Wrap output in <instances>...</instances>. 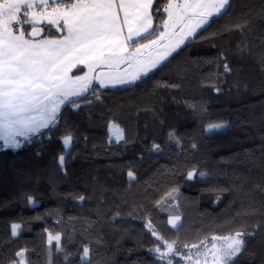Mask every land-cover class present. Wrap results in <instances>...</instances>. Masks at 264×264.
I'll list each match as a JSON object with an SVG mask.
<instances>
[{
	"label": "trees",
	"instance_id": "trees-1",
	"mask_svg": "<svg viewBox=\"0 0 264 264\" xmlns=\"http://www.w3.org/2000/svg\"><path fill=\"white\" fill-rule=\"evenodd\" d=\"M166 4L154 3L159 31ZM74 100L55 126L0 148V264L22 250L25 264H162L149 220L180 245L250 233L235 264H264V0H230L147 77ZM170 194L179 230L160 209Z\"/></svg>",
	"mask_w": 264,
	"mask_h": 264
},
{
	"label": "snow or ice",
	"instance_id": "snow-or-ice-1",
	"mask_svg": "<svg viewBox=\"0 0 264 264\" xmlns=\"http://www.w3.org/2000/svg\"><path fill=\"white\" fill-rule=\"evenodd\" d=\"M154 3L155 0H0V148H19L22 140L18 138L29 141L42 129L55 126L61 106L75 104L73 97H84L94 84L100 88L132 86L147 77L187 38L206 30L213 18L226 11L230 0H167L162 31L159 25H153L154 11L159 12ZM53 28L61 34L59 37L50 38ZM156 31L159 35L152 38ZM45 32L49 35H42ZM165 39L167 44L163 43ZM156 45L160 47L154 48ZM121 64L135 69L130 77L97 72L98 68H119ZM81 65L88 71L69 75L73 69L81 70ZM113 129L117 139L122 138L119 127L110 125V131ZM71 139L64 138L65 148ZM64 159L62 155L61 164ZM193 175L189 172L188 178ZM180 220V216H172L168 223L179 230ZM145 227L158 242L150 252L162 264H180V260L184 264H235L245 238L251 235L240 231L213 235L210 246L208 238L198 244H185V255L176 247L177 241H167L150 220ZM18 228L19 225L12 226L13 235ZM53 240L57 251H62L60 236L49 234V244ZM83 252L82 261L89 256V248L84 247ZM16 255L20 258L16 264H25L24 252ZM174 256L180 260L174 262Z\"/></svg>",
	"mask_w": 264,
	"mask_h": 264
},
{
	"label": "rangeland",
	"instance_id": "rangeland-1",
	"mask_svg": "<svg viewBox=\"0 0 264 264\" xmlns=\"http://www.w3.org/2000/svg\"><path fill=\"white\" fill-rule=\"evenodd\" d=\"M227 7V6H226ZM245 14L246 15H250V10L249 9H246L245 10ZM166 18H167V13H166ZM161 27H162V29H161V31L163 30V23H162V25H161ZM199 31V30H198ZM176 32L177 33H179V28H177L176 29ZM159 35V34H158ZM190 38V37H189ZM172 39H175V37H172ZM188 39V38H187ZM169 41H168V39H165L164 41H163V43L164 44H167ZM182 45V44H181ZM180 45V46H181ZM155 47V46H154ZM178 49V48H177ZM176 49V50H177ZM145 53H147V51H145ZM121 73V72H120ZM77 104V103H76ZM74 105V104H73ZM64 105H62V107H63ZM62 107H61V109H62ZM75 107V106H74ZM110 125H116V126H118L119 127V129L121 130V132H122V137H123V130H122V128L118 125V124H116V123H114L113 121H110V122H108V129H109V140H111V141H118L119 139H117V137L114 135V129L113 130H111L110 131ZM51 127H53V126H50V128ZM42 130H46V129H42ZM41 130V131H42ZM40 131V132H41ZM18 139H21L22 140V143L24 142L23 141V138H18ZM121 139V138H120ZM0 143L2 144V141H0ZM61 163V162H60ZM70 204V202H69V200H67L66 198H63V197H61L59 200H58V202H57V204H56V210L59 212V213H61L62 211H64L65 210V208L67 207V205H69ZM160 209L163 211V212H165L167 215H168V217H167V222H168V220H169V218L170 217H172V216H179L178 215V213H177V199H176V195L175 194H170V195H168L167 197L165 196V198L163 199V201H162V203H161V205H160ZM179 223H180V221H179ZM169 224V223H168ZM18 225V224H17ZM170 225V224H169ZM171 226V225H170ZM172 227V226H171ZM232 234H234V233H232ZM215 235H217V234H215ZM226 235H230V234H225V235H217V236H226ZM213 236V235H212ZM212 236H209V237H206V238H208V241H209V246H210V243H211V237ZM205 238H203V239H201V240H204ZM167 241H169V242H171V241H174L173 239H166ZM201 240H199V241H197V242H194V243H190V244H188V245H191V244H198ZM184 243L182 244V245H180V244H178L177 243V245H176V247L178 248V249H181L182 250V252H183V254H185V255H187V253H188V249H185L184 248ZM163 250V249H162ZM23 251V250H22ZM195 250H193V252H194ZM20 259V258H19ZM19 259H18V261H19ZM173 260H174V262L176 261V260H180V257L179 256H174L173 257ZM18 261H16V262H18ZM180 264H184V261L183 260H180Z\"/></svg>",
	"mask_w": 264,
	"mask_h": 264
},
{
	"label": "crops",
	"instance_id": "crops-1",
	"mask_svg": "<svg viewBox=\"0 0 264 264\" xmlns=\"http://www.w3.org/2000/svg\"><path fill=\"white\" fill-rule=\"evenodd\" d=\"M25 27L27 28V30H29V31L31 30L29 26H25ZM51 31H54L56 33V36L50 35V38H52V37H59L61 35L59 32H56V30L54 28L51 29ZM42 35H48V33L45 32V33H42ZM159 47H160V45H156L154 48L158 49ZM147 55H148V52L147 53H144V56H147ZM79 68L82 70V72H79L78 73L77 72V69H73L69 73V75L70 76H72V75H83L84 72H87L88 71V69L87 68H84L83 65L79 66ZM101 71H103V72H111L114 75H120V76H128V77H130V75L135 71V69L133 67H129L127 64H121L119 66V68L113 67V68L109 69V68L106 67V68H103V69H99V68L97 69V72H101ZM94 85H98V84H94ZM120 87H124V86H116V87H111L110 86V87H107V88L114 89V88H120ZM75 98H78V97H73V99H75ZM15 225H17V224H15ZM19 228H20V226H19ZM19 228L17 229V231L19 230ZM19 252H21V251H19Z\"/></svg>",
	"mask_w": 264,
	"mask_h": 264
},
{
	"label": "built area",
	"instance_id": "built-area-1",
	"mask_svg": "<svg viewBox=\"0 0 264 264\" xmlns=\"http://www.w3.org/2000/svg\"><path fill=\"white\" fill-rule=\"evenodd\" d=\"M9 264H16V262L15 261H12L11 263H9Z\"/></svg>",
	"mask_w": 264,
	"mask_h": 264
}]
</instances>
